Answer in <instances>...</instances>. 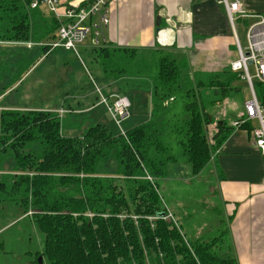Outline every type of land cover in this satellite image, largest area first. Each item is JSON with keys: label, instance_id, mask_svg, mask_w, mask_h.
<instances>
[{"label": "trees", "instance_id": "1", "mask_svg": "<svg viewBox=\"0 0 264 264\" xmlns=\"http://www.w3.org/2000/svg\"><path fill=\"white\" fill-rule=\"evenodd\" d=\"M30 2L0 0V41L54 38L60 22ZM41 50L46 55L49 47ZM92 52L104 79L119 82V91L149 90L148 121L125 134L91 124L74 136L64 132L81 125L80 115L0 109V154L14 165L0 173V210L16 207L19 219L31 217L44 233V249L34 262L237 264L227 231L211 240L187 238L163 202L158 179L183 158L194 176L207 167L235 128L226 119L219 125L208 107L234 101L241 74L230 66L189 73L188 59L163 46L105 43ZM254 87L264 106V82ZM239 127L252 128L249 121ZM110 161L117 165L114 172Z\"/></svg>", "mask_w": 264, "mask_h": 264}, {"label": "crops", "instance_id": "2", "mask_svg": "<svg viewBox=\"0 0 264 264\" xmlns=\"http://www.w3.org/2000/svg\"><path fill=\"white\" fill-rule=\"evenodd\" d=\"M89 1L63 0L64 6L84 5ZM242 2L250 12L264 15V0H242ZM64 6L60 8L61 12ZM46 13L52 16L47 9ZM158 17L161 20V30L157 32ZM229 25L221 0H112L109 7V24L104 29L105 37L99 46L105 43L141 49L163 46L171 49L178 58L188 59L189 73L217 71L229 66L230 62L236 59L232 57L233 46L235 50L237 49L232 41ZM236 31L238 34L237 28ZM88 39L91 41L88 47L92 51L99 47L91 37ZM16 46L24 45H0L5 48L0 50V55L7 59L3 64L0 62V82L6 77L10 79L8 85L0 89V109L32 108L20 103L13 106L6 103L8 95L24 83L26 75L35 66L34 52H30L35 46L32 48L24 46L29 50L23 53L8 49ZM56 49L46 55H50ZM59 49L80 57V52L77 55L71 50ZM22 70L26 71L18 79ZM106 82L102 87L98 86L102 93L105 90L106 96L123 95L121 91L115 89V83L119 82L108 80ZM96 94V100H99L97 90ZM25 95L27 96L28 92ZM90 95L92 96V92L83 89L81 93L65 96L66 100L73 99L71 103H68L73 107L66 110L74 115H83L85 109H89L84 102L90 98ZM74 106H84L85 109L75 110ZM244 111L237 113L229 124L233 125L236 119L242 117ZM249 123L251 130L233 125L234 130L230 132L222 146L213 153L208 165L213 167L212 170L218 178L224 217L227 219L226 231L237 264H264V155L252 133L257 122L249 121ZM212 126L208 127L211 129L210 133L208 132L210 142L215 131L211 128ZM119 133H121L120 129Z\"/></svg>", "mask_w": 264, "mask_h": 264}, {"label": "rangeland", "instance_id": "3", "mask_svg": "<svg viewBox=\"0 0 264 264\" xmlns=\"http://www.w3.org/2000/svg\"><path fill=\"white\" fill-rule=\"evenodd\" d=\"M42 10L47 15L44 7ZM249 23L250 21H236L238 35L243 44L246 43L245 31ZM229 26L232 41L235 43L232 27ZM90 43V39H87L83 45L79 46L80 57L59 48L50 55H43L41 47L36 45L33 50H30L31 53L34 52L35 66L26 75L24 83L8 95L7 105L13 106L20 103L35 109L44 107L49 108L47 110L68 109L73 107L68 104L73 99L66 100L64 97L81 93L84 89L92 92V96L90 95V98L84 102L89 109L86 110L84 106H74L75 110L85 109L83 115H80L78 119L83 122L77 127H71L69 129L72 130L71 132L68 130L64 133L80 135L89 125L100 123L110 126L114 133L119 134V126L109 113L107 106L100 101L99 96V100H96V87L93 86V80L99 87L107 82L92 50L88 47ZM235 47L237 49L236 44ZM1 49L5 48L0 47ZM8 49H13L18 53L29 50L24 46ZM232 51V57L238 58L234 46ZM6 60L0 55L2 64ZM11 67L13 68L14 65L12 64ZM9 81L8 77L4 78L0 82V89L6 87ZM115 85V89L119 91V83H115ZM235 85L240 88V91L235 94L234 101L227 100L224 104L208 107V111L215 120L226 119L229 123L237 113L245 110V101L250 98L248 85L243 78L236 81ZM121 93L128 97L131 103L130 115L121 123V127L128 130L148 121L151 112L149 90L133 88ZM103 94H106L105 90H103ZM67 111L69 112V110ZM68 116L66 115V119ZM209 130L211 129H208V132ZM13 166L12 159L0 154V173L11 172ZM116 167L114 161L108 163L110 171L114 172ZM212 169L213 167L208 165L198 176H194L190 164L183 158L171 167L168 176L158 179L163 202L168 206L173 219L182 227L183 232L190 240L198 238L211 240L227 229L218 178ZM20 215L21 213L16 211V207L5 206L0 210V264H36L34 262L36 253L42 252L44 249V233L31 217L25 216L19 219ZM40 264H48V260L43 258V263Z\"/></svg>", "mask_w": 264, "mask_h": 264}, {"label": "built area", "instance_id": "4", "mask_svg": "<svg viewBox=\"0 0 264 264\" xmlns=\"http://www.w3.org/2000/svg\"><path fill=\"white\" fill-rule=\"evenodd\" d=\"M111 2L112 0H90L85 5L69 4L64 6L63 0H31L30 8L42 10V7H44L60 22L54 38L40 42L32 40L23 42L0 41V45L16 44L28 48L36 45L48 46V52L56 48H65L79 55V45L83 44L88 38L91 37L97 46L100 42L102 43L105 37L104 29L109 24ZM221 3L225 7L237 46L238 58L231 61L230 68L241 74L250 91V98L245 102V111L240 123L246 121L257 122V126L253 128L252 133L257 146L264 155V106L261 104L254 87L255 81L264 82V15L247 10L242 0H221ZM63 6L64 10L61 12L60 8ZM237 20L250 21L245 31V44L238 37L236 31ZM93 82L100 96V101L107 106L121 133L125 134L121 123L130 115V100L125 95L112 94L106 96L94 80ZM67 112L66 109L59 110L61 116ZM240 123L235 121L233 125L239 126ZM149 179L152 180L150 176Z\"/></svg>", "mask_w": 264, "mask_h": 264}, {"label": "water", "instance_id": "5", "mask_svg": "<svg viewBox=\"0 0 264 264\" xmlns=\"http://www.w3.org/2000/svg\"><path fill=\"white\" fill-rule=\"evenodd\" d=\"M160 24H161V20H160V18L158 17V18H157V32L161 30V26H160ZM222 123H223V121H221V120L218 122L219 125H222Z\"/></svg>", "mask_w": 264, "mask_h": 264}]
</instances>
